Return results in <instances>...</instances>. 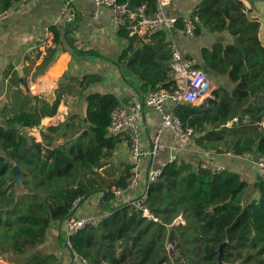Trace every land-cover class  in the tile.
<instances>
[{"label":"trees","instance_id":"1","mask_svg":"<svg viewBox=\"0 0 264 264\" xmlns=\"http://www.w3.org/2000/svg\"><path fill=\"white\" fill-rule=\"evenodd\" d=\"M21 1L0 0V14ZM157 3L129 2L132 7L146 5L149 13ZM250 12L242 0H202L191 14L199 18L195 36L227 32L233 37V42L220 39L203 47L202 63L195 64L209 78L228 77L233 87L218 85L214 98L173 106L182 125L194 130L195 144L206 151L264 157V45L261 23ZM183 27L179 18L176 29ZM50 29L58 45L65 39L73 46L69 31L62 35L57 26ZM119 33L128 40L119 59L140 80L141 96L172 91L176 85L168 33L156 31L147 41L130 36L126 27ZM56 50L48 52L39 72L51 64ZM86 102V132L69 122L49 125L37 141L22 129L39 127L43 118L54 116L59 99L50 103L18 90L10 95L2 111L6 125L0 126V257L34 251L54 223H66L86 197L101 193L105 212L99 224L69 238L71 251L90 264H219L223 243L224 264H264V179L255 180L249 193V183L237 171L213 173L196 156L177 159L163 167L157 181L147 183L140 199L156 219L147 217L130 201L116 203L111 192L125 187L130 166L115 179L99 172L119 143L107 132L112 110L123 102L99 93L87 95ZM14 166L22 174L19 185ZM180 215L185 224H174ZM33 260L50 264L39 255Z\"/></svg>","mask_w":264,"mask_h":264},{"label":"crops","instance_id":"2","mask_svg":"<svg viewBox=\"0 0 264 264\" xmlns=\"http://www.w3.org/2000/svg\"><path fill=\"white\" fill-rule=\"evenodd\" d=\"M201 1L171 0L165 8L168 14L184 17L191 15ZM62 2L23 0L8 12L0 14V126L6 125L2 111L8 105L9 97L14 91L18 90V93L28 94L29 98L40 100H43L40 95L45 93L48 100V93L54 88L55 100L59 99L58 110L54 116L43 118L39 127L22 129L37 141L42 140L41 132L49 125L69 122L75 124L77 130L87 131L86 98L89 94H111L122 101L123 105H129L142 97L140 80L119 59L128 47V40L112 25L109 9L97 6L93 0H73L78 16L76 21L68 26L60 20ZM250 16L255 18L252 12ZM260 23L262 26V21ZM51 26H57L62 35L69 31L73 46L64 39L59 44L51 64L39 72V67L49 54L45 52L31 59L30 51L44 29ZM259 37L264 45L261 27ZM220 39L233 42V37L227 32L222 34L202 32L199 36L188 37L179 29H175L170 36L173 45L194 64L202 63L200 51L203 47H210ZM137 46L138 44H135V47ZM211 76L213 92L218 85L227 89L233 87L228 77ZM22 78L27 80L29 89L21 82ZM83 79L87 81L84 82ZM166 110L173 111V106L166 105ZM143 116L145 126L143 138L145 145L149 146L160 125L161 116L153 107H145ZM118 138V145L103 159V166L99 169L102 176L108 179L120 177L132 163L128 139ZM161 142L166 148L158 156L143 160L145 181L148 167H162L170 162L172 153L169 147L175 148L178 159L196 156L202 162L209 158L226 169L239 172L243 178L252 176L254 181L258 179L255 165L251 161L206 151L198 147L194 141L189 144L176 142L169 129L163 131ZM136 196L134 192H126L120 202H128ZM102 206V194L99 193L80 204L75 215L99 216L105 212ZM69 246L65 223H54L43 245L23 256L3 259L9 264H35L33 258L39 255L50 264H71L73 252Z\"/></svg>","mask_w":264,"mask_h":264},{"label":"built area","instance_id":"3","mask_svg":"<svg viewBox=\"0 0 264 264\" xmlns=\"http://www.w3.org/2000/svg\"><path fill=\"white\" fill-rule=\"evenodd\" d=\"M62 1L60 20L64 25H72L78 16L73 5V0ZM170 1L158 0L156 11L149 13L146 5L132 7L129 2H121L120 0H93L97 6H104L109 9L112 25L116 29L119 30L121 27H126L130 36L136 37L137 40H146L156 31H165L171 36L176 29V23L179 18H182L184 22V27L180 31L188 37H194L195 23L199 21V18L193 15L180 17L168 14L165 7ZM58 47L54 32L50 28H46L39 35L36 45L31 48L30 58L35 59L45 52L56 50ZM170 65L176 87L172 91L166 89L151 91L129 105L122 104L116 106L110 114V125L107 132L108 136L126 137L129 141L132 156V163L126 178L125 187H113L111 189L116 203H121L120 199L124 193L134 192L137 196L131 199L130 202L138 209H141L143 215L151 218H154V216L143 205L140 197L145 193L147 183L157 181L165 165L157 168L148 167L145 181L142 166L143 160L158 156L166 148L161 142V136L165 129H169L172 132L174 141L182 144H189L196 137L192 128L184 127L173 111L166 110V105L170 104L174 106L181 102L200 104L206 97L213 95L214 89V84L206 72L197 68L193 61L184 57L182 52L173 44ZM40 97L43 100L47 99L45 93L41 94ZM145 107H153L160 112L161 116L160 125L152 137L149 146L145 145L143 138L145 130L143 112ZM169 149L172 153L170 162L177 160L175 148L169 147ZM211 152L251 161L255 165L257 177L264 179V157L254 156L251 153L236 155L232 151L220 153L212 150ZM201 166L213 173L226 170L223 165L217 164L209 158L203 160ZM99 221V216L74 215L65 223V230L70 238L88 225L97 226ZM174 224L183 225L185 224V220L180 215L175 219ZM168 249L172 251L173 246L169 244ZM2 261L3 257H0L1 264L3 263ZM71 264L90 263L86 257L79 256L73 252Z\"/></svg>","mask_w":264,"mask_h":264},{"label":"water","instance_id":"4","mask_svg":"<svg viewBox=\"0 0 264 264\" xmlns=\"http://www.w3.org/2000/svg\"><path fill=\"white\" fill-rule=\"evenodd\" d=\"M245 5H247V7L251 10L252 15L258 19L259 21H262V26H261V35L262 37H264V0H242ZM238 49H241L240 47H238ZM21 73L22 71L19 70ZM21 82L23 83V85L29 89L28 87V83L27 80L25 78L21 79ZM55 89L52 88L50 90V92L48 93V101L50 103H53L55 101V93H54ZM239 122H242V119L239 117ZM86 132V131H85ZM13 173H14V182L19 185L21 182V171L20 168L18 166H14L13 169ZM88 197H86L87 199ZM85 199V200H86ZM226 243H223L220 248H219V264H224L223 262V252H224V247H225Z\"/></svg>","mask_w":264,"mask_h":264},{"label":"rangeland","instance_id":"5","mask_svg":"<svg viewBox=\"0 0 264 264\" xmlns=\"http://www.w3.org/2000/svg\"><path fill=\"white\" fill-rule=\"evenodd\" d=\"M211 79V78H210ZM191 157H194V156H191ZM246 180H247V182L249 183V193H253L254 192V188H253V177L252 176H248L247 178H245ZM4 261H3V263L4 264H9V262L8 261H5V259H3Z\"/></svg>","mask_w":264,"mask_h":264}]
</instances>
